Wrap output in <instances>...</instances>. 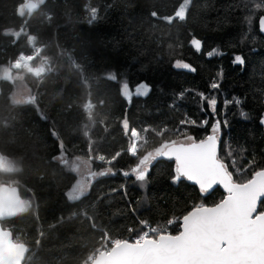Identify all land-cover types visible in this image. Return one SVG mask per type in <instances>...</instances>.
I'll return each mask as SVG.
<instances>
[{
    "label": "trees",
    "instance_id": "16d2710c",
    "mask_svg": "<svg viewBox=\"0 0 264 264\" xmlns=\"http://www.w3.org/2000/svg\"><path fill=\"white\" fill-rule=\"evenodd\" d=\"M189 1L42 0L29 16L26 0H0V69H9L0 79V153L11 167H0V181L25 202L2 225L28 248L23 264L89 263L117 240L134 241L144 224L178 234L187 213L215 205L225 190L176 179L172 158L152 160L144 181L131 169L166 143L206 138L217 121L219 159L233 181L264 169V0ZM21 54L52 69L41 77L16 69ZM17 73L30 101L12 98ZM142 83L149 92L137 96ZM74 157L105 173L70 199Z\"/></svg>",
    "mask_w": 264,
    "mask_h": 264
},
{
    "label": "snow or ice",
    "instance_id": "6c2138e0",
    "mask_svg": "<svg viewBox=\"0 0 264 264\" xmlns=\"http://www.w3.org/2000/svg\"><path fill=\"white\" fill-rule=\"evenodd\" d=\"M259 24L264 32V17ZM192 44L197 50L201 47L197 39ZM234 63L243 65V57L237 55ZM175 67L189 69L190 65L177 61ZM211 87L218 88L219 84L213 83ZM148 91L149 86L142 83L136 94L146 96ZM125 95L130 97L131 93L127 91ZM208 104L215 109L217 100L210 99ZM219 132L217 121L206 138L196 142L188 136L187 141L191 142L166 143L155 156L174 157L175 178L183 176L196 181L202 191L222 185L227 191L226 198L213 207L197 206L185 215L178 235L162 234L160 229L153 228L152 233H160L158 238H150L145 231L132 243L117 240L112 252L106 254L107 264H264V211L254 215L258 201L264 197V169L254 172L246 182H234L217 155ZM136 151V146L131 149L132 154ZM155 156L140 158L131 169L137 181L145 180ZM123 175L130 173L125 171Z\"/></svg>",
    "mask_w": 264,
    "mask_h": 264
},
{
    "label": "water",
    "instance_id": "95a60500",
    "mask_svg": "<svg viewBox=\"0 0 264 264\" xmlns=\"http://www.w3.org/2000/svg\"><path fill=\"white\" fill-rule=\"evenodd\" d=\"M189 4H190V1L186 0V2L184 4L185 8H187L189 6ZM39 6H40V2H37L35 0H28L24 4V10L26 12H28L29 16H30L35 10L38 9ZM183 11H185V9L179 10L175 15L178 16ZM262 17H264V16H262ZM259 21H260V19H259ZM259 30H260V24H259ZM260 32H261V30H260ZM261 33L264 35V32H261ZM30 99L31 98L29 97L27 100L30 101ZM217 155L219 158V145H218V143H217ZM159 158H172L175 160L174 157L155 156V160L159 159ZM0 163H2L1 153H0ZM104 173L105 172H102L101 174H104ZM190 181H192V180H190ZM192 182L196 183L199 186V184L196 181H192ZM216 186H221L224 189V187L222 185H214L213 187H216ZM209 190H211V189H209ZM225 192H226V195L224 198H226V196H227V191L225 190ZM263 200H264V197H262L261 200L258 201L257 213H254V215L258 214L260 212V210H259L260 204ZM221 201H219V202H221ZM215 205L206 206V207H213ZM24 209H25V202H24L23 197L19 193L18 188H16L15 186H10V185L0 186V264H23L27 258L28 248L26 247V245L16 242L14 240V236H13L12 231L4 228L2 225L3 221L11 219V218L21 214L24 211ZM194 209H192L191 211H193ZM182 222H183V218L181 221L180 231H182ZM178 234H172V235H178ZM124 241H126V240H124ZM127 241L129 243L133 242V241H129V240H127ZM114 246L111 247L109 250H103L102 252H99L90 264H107L108 255H106V254H110L112 252Z\"/></svg>",
    "mask_w": 264,
    "mask_h": 264
},
{
    "label": "rangeland",
    "instance_id": "374dc122",
    "mask_svg": "<svg viewBox=\"0 0 264 264\" xmlns=\"http://www.w3.org/2000/svg\"><path fill=\"white\" fill-rule=\"evenodd\" d=\"M26 1H28V0H26ZM35 1H37V2H41L42 0H35ZM22 10L23 11H25L24 10V6H23V8H22ZM215 53H218V51L217 50H215L214 52H213V54H215ZM29 60H30V58H29ZM183 64V63H182ZM24 66H26L25 65V63H21L20 65H17L16 63H15V68L16 69H24L23 67ZM27 68V67H26ZM25 70V69H24ZM8 72H9V69H7V68H5V67H1V69H0V79L3 77V76H5V75H7L8 74ZM26 72V71H25ZM28 74H30V75H33V76H36V74H39V75H42L41 74V72H39V73H31V72H27ZM110 76H114V74L113 73H111L110 74ZM14 77L17 79V80H19L20 82L18 83V85H17V87H16V89H15V91L13 92V96H12V98H13V100L15 101V102H24V101H26L30 96H31V92H30V90L28 89V87L25 85V84H23V76L21 75V74H19V73H17V74H15L14 75ZM37 77H40V76H37ZM145 84V83H144ZM141 85V84H140ZM140 85H138L137 87H139ZM147 85V84H146ZM148 86V85H147ZM137 87H136V89H137ZM150 88V87H149ZM135 89V90H136ZM122 91H123V94L125 95L126 93H127V91H129L130 93H131V95H132V92H131V90H130V88L128 87H126V84L123 86V89H122ZM136 92V91H135ZM149 92V91H148ZM131 95H130V97H131ZM126 96V95H125ZM132 137V136H131ZM132 140H133V137H132ZM178 143H180V142H191V141H187V139H183V140H180V141H177ZM138 149V148H137ZM160 149V148H159ZM158 150V149H157ZM157 150H155L153 153H152V155H155V153H156V151ZM131 153V152H130ZM60 157H62V158H64V157H67L65 154H62V155H60ZM68 158V157H67ZM5 162H6V159L5 158H3V156H2V163H0L1 164V168L3 167H5ZM70 166H71V168L73 169V171H75L76 172V174L78 175V180L76 181V183L74 184V186L72 187V189H70L69 191H68V196H69V198L70 199H76V198H78V197H80L81 195H83L84 193H86L87 192V190L89 189V186H90V184L92 183V181L93 180H95L98 176H99V174L102 172V170L101 171H97V170H95L94 168H93V165H92V163L89 161V160H87V159H84V158H82V157H74V158H71V161H70ZM6 167H7V169H10L11 167H10V164L9 163H7L6 164ZM5 167V168H6ZM78 193H79V195H78ZM260 210V209H259ZM136 237V236H135ZM134 237V238H135ZM157 238V237H156Z\"/></svg>",
    "mask_w": 264,
    "mask_h": 264
},
{
    "label": "built area",
    "instance_id": "2783aa9c",
    "mask_svg": "<svg viewBox=\"0 0 264 264\" xmlns=\"http://www.w3.org/2000/svg\"><path fill=\"white\" fill-rule=\"evenodd\" d=\"M29 58H30V60H29ZM31 60H32V56H25V55L21 54V55H20V58H19V60L16 62V64H17V65H20L21 63H22V64L25 63L26 66H24L23 68L25 69L26 72H31V73H35V74L41 72L42 75H44L45 73H47L49 70L52 69V66L50 65V63H48V62L45 61V60H43L42 63H39L37 67H33V66L31 65ZM26 67H27V68H26ZM34 71H35V72H34ZM36 76H41V75L36 74ZM131 136L133 137V144H132V146H131V148H130V152H131V149H132L133 147H135V146H136V149H137V142H138V140H139V134H138V131H137L135 128H133V129L131 130ZM131 154H132V152H131ZM136 154H137V151H136L135 154H132V155H136ZM2 185H4V182H3V181H0V186H2ZM153 228L160 229V228H158V227L152 226L151 224H144L143 232L147 231V232H149V236H150V238H156L160 233H157V234L152 233V229H153ZM160 230H161V233H162V234H172V233H171V228H169V227H167V228H162V229H160ZM143 232H142L141 234L137 235V236L134 238V241H135V239H137L140 235H142ZM134 241H133V242H134ZM109 249H110V248H109ZM109 249H103V248H101V249L99 250V252H102L103 250H109ZM99 252H98V253H99ZM95 256H96V255H92V256L90 257V259H89V263L92 262V260L95 258ZM89 263H85V264H89Z\"/></svg>",
    "mask_w": 264,
    "mask_h": 264
},
{
    "label": "crops",
    "instance_id": "0c3cea01",
    "mask_svg": "<svg viewBox=\"0 0 264 264\" xmlns=\"http://www.w3.org/2000/svg\"><path fill=\"white\" fill-rule=\"evenodd\" d=\"M59 159L63 161V160H66L67 157L62 158V157L59 156ZM71 189H72V188H71Z\"/></svg>",
    "mask_w": 264,
    "mask_h": 264
},
{
    "label": "bare ground",
    "instance_id": "6f19581e",
    "mask_svg": "<svg viewBox=\"0 0 264 264\" xmlns=\"http://www.w3.org/2000/svg\"><path fill=\"white\" fill-rule=\"evenodd\" d=\"M180 15V14H179ZM35 72V71H34Z\"/></svg>",
    "mask_w": 264,
    "mask_h": 264
},
{
    "label": "flooded vegetation",
    "instance_id": "af4514ba",
    "mask_svg": "<svg viewBox=\"0 0 264 264\" xmlns=\"http://www.w3.org/2000/svg\"><path fill=\"white\" fill-rule=\"evenodd\" d=\"M201 48V47H200Z\"/></svg>",
    "mask_w": 264,
    "mask_h": 264
}]
</instances>
